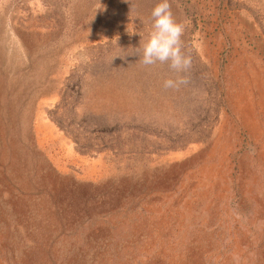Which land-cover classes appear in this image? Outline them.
Segmentation results:
<instances>
[{"label": "rangeland", "instance_id": "obj_1", "mask_svg": "<svg viewBox=\"0 0 264 264\" xmlns=\"http://www.w3.org/2000/svg\"><path fill=\"white\" fill-rule=\"evenodd\" d=\"M158 2L0 0V264H264V0Z\"/></svg>", "mask_w": 264, "mask_h": 264}, {"label": "clouds", "instance_id": "obj_2", "mask_svg": "<svg viewBox=\"0 0 264 264\" xmlns=\"http://www.w3.org/2000/svg\"><path fill=\"white\" fill-rule=\"evenodd\" d=\"M150 21V34L138 48L139 62L146 67L167 64L177 77L165 79L163 87L165 90H178L189 83L187 73L192 67L191 55L183 50L185 24L176 21L169 0H160L153 7Z\"/></svg>", "mask_w": 264, "mask_h": 264}, {"label": "trees", "instance_id": "obj_3", "mask_svg": "<svg viewBox=\"0 0 264 264\" xmlns=\"http://www.w3.org/2000/svg\"><path fill=\"white\" fill-rule=\"evenodd\" d=\"M53 114V113H52ZM54 122L58 125V127H60L61 129H66V127H64V125H63V123H61V119L59 120V119H55L54 118ZM94 125H98L97 123H95ZM94 129L96 130V131H98V132H100L101 131V129H102V127L100 128V127H94ZM66 133H67V130H66ZM74 139L75 140H77L76 139V137H74ZM96 150H99V149H96Z\"/></svg>", "mask_w": 264, "mask_h": 264}]
</instances>
